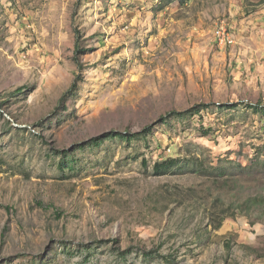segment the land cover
I'll list each match as a JSON object with an SVG mask.
<instances>
[{"label":"rangeland","instance_id":"obj_1","mask_svg":"<svg viewBox=\"0 0 264 264\" xmlns=\"http://www.w3.org/2000/svg\"><path fill=\"white\" fill-rule=\"evenodd\" d=\"M0 102V264H264V0H0Z\"/></svg>","mask_w":264,"mask_h":264},{"label":"trees","instance_id":"obj_2","mask_svg":"<svg viewBox=\"0 0 264 264\" xmlns=\"http://www.w3.org/2000/svg\"><path fill=\"white\" fill-rule=\"evenodd\" d=\"M77 67L81 68V64L80 62H77ZM75 87V84H73L71 86V89H73ZM70 89V90H71ZM22 91V89H18L17 92ZM3 105V102H0V106ZM262 104H258L256 103L255 105H248V107L252 110H254L255 112H260L261 110H263L264 106H261ZM217 108L220 109H228V108H234L236 107V104H217L216 105ZM204 108H208V105L205 104H199L197 106L191 107L187 110H183V111H172L171 115L175 116L177 118H181L185 115H193V114H198L200 113V111ZM158 123H163L165 121L164 117H160L159 118ZM157 123V122H156ZM157 125V124H155ZM154 125H149L144 127L140 132H134V133H128V132H107L101 136H97L94 138H91L88 142H85L84 144H80L75 150H82L84 148L87 147H93V146H98L100 145L105 138H120V139H125L126 141H133L136 138H138L139 136H144L146 134H148L151 130V128ZM58 154L61 155V158L65 161V159H67L72 153H74V151L68 153V151H58ZM257 161L262 162L264 164V159L263 160H259L257 159ZM144 163V162H143ZM153 172L157 175H161L163 173L166 172H171V171H176L178 174L183 175V174H187L189 172L191 173H206L209 170H207L204 166V161L200 160L198 157L192 155V156H187V158H172V157H162L161 160L156 161L153 165ZM212 170H217V168H211ZM220 170V168H219ZM219 177V176H218ZM226 220L225 219H221L217 225L216 228L220 227L222 225V223ZM126 254V252H124ZM155 255V257H159V258H163L168 260L167 257L162 256L160 254H157L156 251H147V252H143V255L145 256H149V255ZM123 255V253L121 254Z\"/></svg>","mask_w":264,"mask_h":264},{"label":"built area","instance_id":"obj_3","mask_svg":"<svg viewBox=\"0 0 264 264\" xmlns=\"http://www.w3.org/2000/svg\"><path fill=\"white\" fill-rule=\"evenodd\" d=\"M213 38L221 46H230L234 43L233 36L229 33L224 24H218L213 31Z\"/></svg>","mask_w":264,"mask_h":264}]
</instances>
